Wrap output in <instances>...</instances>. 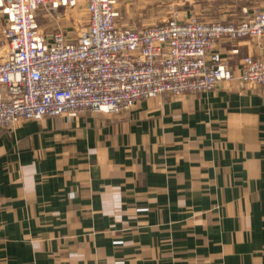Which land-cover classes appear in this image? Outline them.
<instances>
[{
	"label": "crops",
	"instance_id": "crops-1",
	"mask_svg": "<svg viewBox=\"0 0 264 264\" xmlns=\"http://www.w3.org/2000/svg\"><path fill=\"white\" fill-rule=\"evenodd\" d=\"M165 3L181 20L264 8V0H118V23L145 24ZM48 10L66 39L78 16L86 23L83 5ZM5 22L0 11V39ZM215 49L237 72L240 56L264 52L253 37ZM0 264H264V91L233 79L141 99L126 112L0 129Z\"/></svg>",
	"mask_w": 264,
	"mask_h": 264
},
{
	"label": "built area",
	"instance_id": "built-area-1",
	"mask_svg": "<svg viewBox=\"0 0 264 264\" xmlns=\"http://www.w3.org/2000/svg\"><path fill=\"white\" fill-rule=\"evenodd\" d=\"M118 0H0L6 22L0 41V129L21 120L119 113L162 94L207 91L238 80L264 91V52L230 56L221 40L253 37L264 47V8L244 10L238 20L175 16L140 27L118 23ZM83 5L86 24L66 39L59 28L45 34L41 8L64 11ZM233 47L230 54H238Z\"/></svg>",
	"mask_w": 264,
	"mask_h": 264
},
{
	"label": "rangeland",
	"instance_id": "rangeland-1",
	"mask_svg": "<svg viewBox=\"0 0 264 264\" xmlns=\"http://www.w3.org/2000/svg\"><path fill=\"white\" fill-rule=\"evenodd\" d=\"M160 7H163L164 9H159ZM70 9H72V8H70ZM70 9H67L65 11L63 9H61L60 12L64 13L67 11L66 13H68L70 11ZM157 9L160 13H163V15H159L154 19L146 21L145 24H142V22H139L136 25V27H140L142 25H148V24H152V23H159V22L167 19L170 16H175L176 18L180 19L178 9L175 6H172V5L168 6L167 3H165V4H159V7ZM234 12H236L238 16L235 19H231V20H238L244 16V10L233 11V13ZM195 15L198 16V14H195ZM78 17L76 18L77 25L75 26L74 29L82 28V26H84L86 24V23H80ZM37 18H38L39 23L41 22L40 27L44 31L45 34H49L54 29L53 26H51L49 23L50 21H52V17H51V12L48 9L41 8L39 10ZM228 20H230V19H228ZM0 41H1V39H0Z\"/></svg>",
	"mask_w": 264,
	"mask_h": 264
}]
</instances>
